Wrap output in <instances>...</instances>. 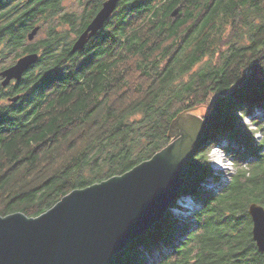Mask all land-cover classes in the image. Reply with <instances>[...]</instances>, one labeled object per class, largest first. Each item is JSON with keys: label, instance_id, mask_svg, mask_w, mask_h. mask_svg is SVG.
Segmentation results:
<instances>
[{"label": "trees", "instance_id": "trees-1", "mask_svg": "<svg viewBox=\"0 0 264 264\" xmlns=\"http://www.w3.org/2000/svg\"><path fill=\"white\" fill-rule=\"evenodd\" d=\"M101 1L69 11L63 0H0V70L39 55L0 85V215L38 216L130 170L170 142L179 113L200 107L206 129L178 193L194 200L193 220L167 211L108 264H264L247 212L264 207V0H119L72 53ZM223 140L234 173L205 189Z\"/></svg>", "mask_w": 264, "mask_h": 264}, {"label": "water", "instance_id": "water-1", "mask_svg": "<svg viewBox=\"0 0 264 264\" xmlns=\"http://www.w3.org/2000/svg\"><path fill=\"white\" fill-rule=\"evenodd\" d=\"M118 2H102L73 42L72 53L81 50L104 26ZM177 13L178 8L172 15ZM37 31L34 27L28 40ZM38 57L37 52L26 53L0 70V85L19 81ZM18 99L19 95H14L7 101ZM205 129L201 117L183 111L170 124V142L130 170L71 190L38 216L22 212L0 215V264H108L176 202L195 145ZM247 212L252 239L264 254V207L252 202Z\"/></svg>", "mask_w": 264, "mask_h": 264}, {"label": "rangeland", "instance_id": "rangeland-1", "mask_svg": "<svg viewBox=\"0 0 264 264\" xmlns=\"http://www.w3.org/2000/svg\"><path fill=\"white\" fill-rule=\"evenodd\" d=\"M63 5H64L65 9L69 10V11H77V10L80 11L82 9L78 0H63ZM44 35H45L44 32L38 31V33L35 35V37L32 41H37L38 39L42 38ZM201 112H202V109L200 107L194 108L192 110V113L195 115H198L199 117H200ZM260 135L261 134L259 132H256V136L258 137V139H260ZM224 144H225V141L224 140L221 141V145H224ZM208 159L211 163L212 169H216L217 167H219V168L224 167L225 169H227L230 166V160L228 159L226 154L223 153L220 150V148H218V147H214L209 152ZM211 177H209L208 179H210ZM217 179H219V177H217ZM211 180H212V178H211ZM223 184L224 183H220V179H219L216 181V184H214L212 186L223 185ZM188 200H189V197H187L185 195L180 196L176 200L175 205L171 206L170 210H168V211H170V216L175 218L178 222L185 221L187 223V222L193 220L191 217V214H189L188 211H186V210H189L190 207L193 205V203L188 201ZM193 206L195 208L196 204H194ZM183 210H185L186 213Z\"/></svg>", "mask_w": 264, "mask_h": 264}, {"label": "built area", "instance_id": "built-area-1", "mask_svg": "<svg viewBox=\"0 0 264 264\" xmlns=\"http://www.w3.org/2000/svg\"><path fill=\"white\" fill-rule=\"evenodd\" d=\"M256 138L258 139V137L256 136ZM261 138V135H260ZM224 155V154H223ZM225 156V155H224ZM228 159L230 160V166L229 168L225 169L224 167H220V169H213V176L210 179L207 180V182L201 183V185L203 184H207V185H214L216 184V181L220 179V183H226L230 180L231 174L234 173V166H233V161L230 157H228ZM217 177H219V179H217Z\"/></svg>", "mask_w": 264, "mask_h": 264}, {"label": "flooded vegetation", "instance_id": "flooded-vegetation-1", "mask_svg": "<svg viewBox=\"0 0 264 264\" xmlns=\"http://www.w3.org/2000/svg\"><path fill=\"white\" fill-rule=\"evenodd\" d=\"M103 1H104V0L101 1V4H102ZM100 7H101V5H100ZM100 7L96 10V12L94 13V15L97 13V11L100 9ZM94 15H93V16L91 17V19H90V20L84 25V27H83V29L80 31V33L83 32V31L85 30V28L87 27V25L89 24V22L92 20V18L94 17ZM111 15H112V14H111ZM110 17H111V16H110ZM110 17H109V18H110ZM109 18H108V19H109ZM108 19H107V20H108ZM107 20H106L105 24L107 23ZM105 24H104V25H105ZM102 28H103V27H102ZM102 28H101L100 30H102ZM100 30H99V31H100ZM99 31H98V32H99ZM98 32H97V33H98ZM80 33H79V34H80ZM97 33H96V34H97ZM28 34H29V33H27V36H28ZM79 34H78V35H79ZM96 34H95V35H96ZM78 35H77V36H78ZM95 35H94V36H95ZM77 36H76V38H77ZM94 36H92V37L88 40V42H89ZM34 37H35V36H34ZM33 39H34V38H33ZM33 39H32V40H33ZM88 42H87V43H88ZM0 80H1V79H0ZM11 83H12V82H11Z\"/></svg>", "mask_w": 264, "mask_h": 264}, {"label": "bare ground", "instance_id": "bare-ground-1", "mask_svg": "<svg viewBox=\"0 0 264 264\" xmlns=\"http://www.w3.org/2000/svg\"><path fill=\"white\" fill-rule=\"evenodd\" d=\"M192 113V112H191ZM217 169H220L219 167H217ZM204 185V187H205V189H211V188H215L216 186H212V185H207V184H203ZM188 201H190V202H192L193 203V205L195 204V202H194V200L192 199V198H189V200ZM191 206L190 207V210L192 211V209L194 208V206ZM184 212H185V210H183ZM186 213V212H185Z\"/></svg>", "mask_w": 264, "mask_h": 264}]
</instances>
